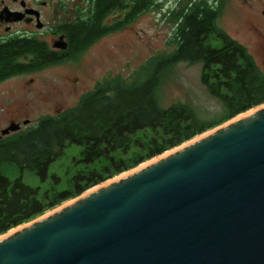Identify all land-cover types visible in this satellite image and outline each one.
Here are the masks:
<instances>
[{
  "label": "water",
  "instance_id": "water-1",
  "mask_svg": "<svg viewBox=\"0 0 264 264\" xmlns=\"http://www.w3.org/2000/svg\"><path fill=\"white\" fill-rule=\"evenodd\" d=\"M0 264H264V103L1 235Z\"/></svg>",
  "mask_w": 264,
  "mask_h": 264
},
{
  "label": "trees",
  "instance_id": "trees-1",
  "mask_svg": "<svg viewBox=\"0 0 264 264\" xmlns=\"http://www.w3.org/2000/svg\"><path fill=\"white\" fill-rule=\"evenodd\" d=\"M99 3L106 9L119 2ZM147 4L148 0H132L125 22ZM173 14L178 20L175 48L167 56L151 59L131 81L116 77L99 82L74 106L0 139V234L264 103V73L242 44L218 32L217 13L207 0H193ZM99 31L100 22L92 23L84 43L96 39ZM216 39L219 46L211 43ZM76 42L74 47H80ZM180 61L201 64L200 80L221 105L218 117H199L186 103L161 104L163 73ZM71 144L79 149L70 166L61 175L50 171L51 163ZM11 165L19 171L14 178L3 171ZM23 170L31 171L40 183H26Z\"/></svg>",
  "mask_w": 264,
  "mask_h": 264
},
{
  "label": "rangeland",
  "instance_id": "rangeland-1",
  "mask_svg": "<svg viewBox=\"0 0 264 264\" xmlns=\"http://www.w3.org/2000/svg\"><path fill=\"white\" fill-rule=\"evenodd\" d=\"M191 1L193 0H148L149 4L146 5V8L125 22V17L128 16L132 5V0H127L128 6L124 9L121 8L120 20L114 18V27L109 31L108 36L91 45L78 57L64 64L52 66L40 73L39 76H33L37 80L46 76L49 78V111L42 117L54 115L57 113V109L62 110L74 106L83 94L92 90L99 82L116 77L126 82L131 81L139 72L140 67L146 65L151 59L167 56L175 48V31L178 20L173 12L185 8ZM208 2L211 4L213 0H208ZM218 2L222 3L219 19L221 25H224L222 26L226 28L230 37L246 48L264 73V47L258 44L256 36L248 30L249 22H247L246 12L242 6V3H246L250 9L255 6L261 7L264 5V0H221ZM124 13L126 16L122 18ZM122 21L124 22L121 24ZM117 24L118 26H116ZM211 43L220 45L218 39ZM200 74V63L191 64L180 61L167 68L163 73L159 88L161 104L168 106L172 103H186L198 113L199 117L204 119L218 117L222 112L221 105L206 90L200 80ZM42 117L34 115L30 119V124H36ZM78 149L79 147L75 144L67 146L63 155L51 163L49 170H55L61 175L70 166V159ZM3 171L10 178L19 175V171L14 165L4 168ZM117 175L119 174L100 182L85 192ZM22 178L30 185L40 183L38 177L29 170L22 171ZM74 198L46 210L30 221L58 209ZM30 221L22 223L0 236L9 234Z\"/></svg>",
  "mask_w": 264,
  "mask_h": 264
},
{
  "label": "flooded vegetation",
  "instance_id": "flooded-vegetation-1",
  "mask_svg": "<svg viewBox=\"0 0 264 264\" xmlns=\"http://www.w3.org/2000/svg\"><path fill=\"white\" fill-rule=\"evenodd\" d=\"M100 1L0 0V139L16 135L31 126L34 115L42 117L49 111V78L37 80L33 76L78 57L108 36L110 32L102 33L101 28H112L114 18H121V7L128 6L127 0H118V5L105 9ZM218 1L211 3L217 13L215 27L228 35L219 20L222 3ZM242 6L248 30L264 47V5L251 9L246 3ZM96 21L100 22L99 36L84 43ZM76 41L81 45L78 48L73 45Z\"/></svg>",
  "mask_w": 264,
  "mask_h": 264
},
{
  "label": "bare ground",
  "instance_id": "bare-ground-1",
  "mask_svg": "<svg viewBox=\"0 0 264 264\" xmlns=\"http://www.w3.org/2000/svg\"><path fill=\"white\" fill-rule=\"evenodd\" d=\"M10 233H12V232H10ZM10 233H9V234H10Z\"/></svg>",
  "mask_w": 264,
  "mask_h": 264
}]
</instances>
